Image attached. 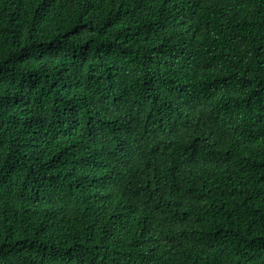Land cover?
Returning <instances> with one entry per match:
<instances>
[{"label":"trees","instance_id":"trees-1","mask_svg":"<svg viewBox=\"0 0 264 264\" xmlns=\"http://www.w3.org/2000/svg\"><path fill=\"white\" fill-rule=\"evenodd\" d=\"M0 264H264V0H0Z\"/></svg>","mask_w":264,"mask_h":264}]
</instances>
